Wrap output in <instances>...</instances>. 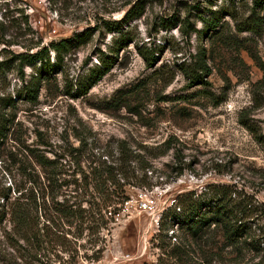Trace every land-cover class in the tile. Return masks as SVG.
<instances>
[{
  "label": "rangeland",
  "instance_id": "1",
  "mask_svg": "<svg viewBox=\"0 0 264 264\" xmlns=\"http://www.w3.org/2000/svg\"><path fill=\"white\" fill-rule=\"evenodd\" d=\"M137 1L0 0V59L72 35L94 25L97 16L121 20L122 30L134 37L79 97L67 94L65 85L97 62L98 50L109 53L118 32L95 29L63 52L61 70L41 81L34 101L19 94L32 66L23 67V82L14 67L0 73V118H6L0 186L45 175L51 167L40 165L34 153L62 167L59 181L78 179L77 161L85 167L101 153L117 157L120 142L135 155V173L152 183L149 188L124 185L128 200L103 232L99 259L83 256L94 249L86 237L72 243L73 251L56 246L45 256L21 241L11 245L2 235L10 229L5 222L0 264H67L73 254L75 264H264V5L140 0L143 12L124 18ZM213 15L218 25L206 29ZM139 46L153 52L151 65ZM190 70L202 74L205 83L191 82ZM9 97L13 103L7 107ZM226 191L254 208L239 217L250 227L240 240L232 242L213 224L194 234L163 217L159 227L162 213L186 207L207 217L214 205L209 199Z\"/></svg>",
  "mask_w": 264,
  "mask_h": 264
},
{
  "label": "trees",
  "instance_id": "2",
  "mask_svg": "<svg viewBox=\"0 0 264 264\" xmlns=\"http://www.w3.org/2000/svg\"><path fill=\"white\" fill-rule=\"evenodd\" d=\"M143 5L144 2L138 0L128 8L124 18L138 17L143 12ZM263 5L264 0H253V8ZM94 21V25H86L72 35L50 40L34 51L11 52L10 57L0 59V73L3 74L7 69L14 67L23 82V67L32 66L33 73L27 81L23 82L19 94L27 100L34 101L39 94L41 81L61 70L63 52L75 43L85 42L95 29L102 28L106 31L118 32V36L112 41L109 53L98 50L95 57L97 62L88 67L84 73L77 75L74 81L70 80V83L64 87L65 92L71 97L86 94L115 64L118 51L134 40L128 31L122 30L121 20L97 16ZM218 21L219 17L213 15L209 21H206V29L214 30ZM3 33L4 24L0 21V35L2 36ZM1 42H4L3 39H0ZM50 51L54 52L53 58H50ZM138 51L147 65H151L155 59L153 52L140 46ZM188 77L191 82L205 83L203 75L195 70H190ZM12 103L13 100L9 97L5 105L8 107ZM5 120V117L0 118V137L4 135ZM74 149L78 150L79 147ZM117 150V157L109 158L106 153H101L98 159L91 160L85 167L77 161L79 178H63L60 181V175L64 173L62 167L58 168L57 162L46 159L39 153H32L40 165L51 168L41 178L34 175L35 179L22 182L13 179L7 185L0 186V226L5 222L10 224L9 230H3V237L11 245L19 244L18 242L21 241L25 245L23 247L29 246L35 253L43 252L44 256L56 246L61 247L62 251H73L72 243L86 237L89 247L94 249L89 255L83 254V256L94 260L99 259L105 248L103 232H108L111 225L117 221L124 201L128 199L124 185L131 184L143 188H149L152 185L146 180L145 174L135 173L136 168L132 165L135 155L126 143L120 142ZM63 186L66 192L60 193L63 197L58 199L57 194ZM70 186L71 188L68 189ZM230 195V191H226L221 193L219 199L210 198L209 201L214 205L207 217L199 215L194 208L186 207L181 212L172 213L167 210L168 213H162L159 218V227H162L163 217H169L176 224L193 230L194 234L200 232L203 226L213 224L221 228L229 240L236 242L250 228L241 221L240 215L249 216L254 208L250 200L239 196L231 198ZM178 208L180 209L179 206ZM170 236L176 239L174 235L170 234ZM74 252L77 257L75 249ZM74 259L73 254L67 264H75Z\"/></svg>",
  "mask_w": 264,
  "mask_h": 264
},
{
  "label": "built area",
  "instance_id": "3",
  "mask_svg": "<svg viewBox=\"0 0 264 264\" xmlns=\"http://www.w3.org/2000/svg\"><path fill=\"white\" fill-rule=\"evenodd\" d=\"M127 200H128V199H127ZM127 200H125L124 203L127 202ZM123 206H124V204H123ZM122 209H123V208H122ZM157 220H158V218H157ZM169 234H172V233H169ZM173 239H174V237H173Z\"/></svg>",
  "mask_w": 264,
  "mask_h": 264
}]
</instances>
